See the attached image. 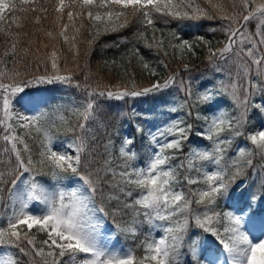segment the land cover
I'll return each mask as SVG.
<instances>
[{"label": "snow or ice", "instance_id": "snow-or-ice-1", "mask_svg": "<svg viewBox=\"0 0 264 264\" xmlns=\"http://www.w3.org/2000/svg\"><path fill=\"white\" fill-rule=\"evenodd\" d=\"M203 4L207 7L199 0H0V33L5 36L0 54V139L10 145L4 148L5 153H10L9 172L7 177L0 174V193L7 191L9 201L5 204L0 196V204L7 209L6 226L0 227V246L18 249L19 254L30 258V264H182L180 248L194 228L215 237L222 246V255H205L207 246L201 250L199 240L192 239L190 264H264V238L255 240L252 235L259 232L264 237V196L259 197L258 205L254 195L251 199L243 197V193L235 199L230 195L236 177L253 166L252 157L258 155L264 160V126L256 131L247 127L250 111L258 109L264 114V103L254 99L256 94H264V0H232V11L220 0H203ZM29 18L48 39H62L74 56L79 55L76 39L81 29L94 32L88 41L91 45L103 34L138 25L133 39L142 40L144 47L157 56L172 55L183 62L189 54L195 56L196 47L203 45L208 47L207 59L216 73L223 74L226 69L220 65L232 61L243 70L247 83L241 94L229 73L228 82L221 79L216 85L194 92L193 78H181L180 90L185 99L180 107L186 112L155 132L149 131L152 149L148 159L136 163V153L131 151L135 137L126 136L119 148L123 163L116 164L110 158L100 163L89 158L95 154L92 145L96 138L88 122L101 111L96 98L125 100L161 94L176 83L181 73L161 78L159 66L167 69L168 62L161 59L153 65L140 48L133 47L125 69L130 86L117 85L116 90H110L104 85V90H99L101 85L97 84L93 88L88 76L81 83L67 70L61 74L60 53L54 45L50 53L39 55L40 47L48 45L30 40L23 31ZM50 18L53 27L46 30L43 25ZM200 20L224 22L219 29H209L224 33L226 41L222 47L211 48L209 41L199 35L194 40L186 39L176 28L167 33L166 43L164 31L158 27L161 21L165 25L176 22L179 27L185 21ZM253 21L255 33L248 31ZM148 31L152 33L150 42ZM5 58H10V62ZM132 58L148 76L157 79L139 86ZM40 61L50 64L52 74L45 72L29 79L28 73L20 71L19 65L27 68ZM182 67L184 72L191 71L187 63H182ZM240 78L238 71L236 80ZM57 82L86 94L79 106L71 108L77 117L75 124L60 118L63 141L61 126L50 113L25 114L13 107L17 94L33 84ZM224 95L229 97L237 115L231 116L221 108ZM63 110V105L54 109ZM176 111V107L171 108V112ZM186 117H193L192 122ZM201 121L199 130L196 123ZM136 131L143 129L137 125ZM196 137L211 142V149L193 146L185 151L186 145L199 143ZM241 137L251 147L233 148ZM230 150L236 153L232 157L236 172L231 176L225 168ZM173 153L183 156L175 166L172 161L178 157ZM105 154L111 156L107 145ZM209 165L213 170H208ZM178 169H183V174ZM253 173L256 174L255 168ZM242 184L243 181L239 187ZM192 185L200 187L193 189ZM221 201H227L222 209ZM109 220L125 236L135 237L144 224L162 230L163 236L153 238L149 233L141 241L138 247H143V257L135 255L133 249L114 250L102 231ZM34 233H43L45 238L38 241ZM2 264H20V260L9 253Z\"/></svg>", "mask_w": 264, "mask_h": 264}, {"label": "trees", "instance_id": "trees-1", "mask_svg": "<svg viewBox=\"0 0 264 264\" xmlns=\"http://www.w3.org/2000/svg\"><path fill=\"white\" fill-rule=\"evenodd\" d=\"M199 2H201L204 7H207L206 4H203V0H199ZM220 2L223 3L225 8H227L229 11H232V0H220ZM19 15H23V13H20ZM223 23V21L209 20L185 21L183 24L177 27L176 22L165 25L161 21L158 24V27L164 31L166 43L167 33L173 28H176L184 38L189 40H194L197 35L203 36L207 41H209V46L215 49L223 45L226 37L222 31L217 30L212 32L209 31V29H219ZM78 24L79 22H77V26ZM43 27L46 30L53 27L51 18L44 22ZM138 27V25H133L118 32H109L103 34L99 36V38H97L91 45H89L88 41L93 39L94 32L87 28L81 29V34L77 36L76 39V45L79 49V55L77 56L73 55V51L70 50L69 45L65 44L62 39L59 41L50 40L44 35L43 31H38L37 28L31 23L30 18L25 22L23 31L29 34L30 40L35 41L36 43H40L42 41L44 44L48 45L47 48H44L43 46L40 47L39 55L41 57H44L46 53H50L53 50V45L55 46L56 50H58L60 53L61 74H64L65 70H67L68 72L73 73L75 79L79 80L81 83L84 82V77L88 76L89 83L93 88H95L97 84L101 85L99 90H104V85H107L110 90H116L117 85L123 87L127 84L130 86V84H128V76L125 75V69L129 66V59L132 57L130 50L133 47L140 48L145 59L153 65H157L161 59H165L168 62L169 68L167 69H165L162 65L159 66L161 78L178 71L181 73V76H178V78H184L187 75L194 74L200 77V82L197 83V87L193 88L194 92L197 90L203 91L205 87H210L217 84L216 81L219 79V76H216L217 73H213L212 70L207 72V75L212 74L213 77L209 75L208 78H202L203 71L208 70L210 66V63L207 59L209 55L208 47L203 45L197 46L196 55L191 56L189 54L185 57L183 62L180 59H174L172 55H169V57H163L162 55L157 56L153 50H149L144 47V42L142 40L136 41L133 39V34L137 31ZM250 28L253 31V27L250 26ZM71 35L72 32L69 31V36L71 37ZM151 35V31L146 33L149 42ZM159 35L160 34L157 33L158 37ZM4 40V34L0 33V54L3 52ZM129 41H131V43ZM33 50H35V46ZM5 59H8L10 62V58ZM113 61H115V64H113ZM182 63L189 64L191 71L184 72ZM131 66L132 69H135L134 75L139 86H146L150 80L157 79V77L148 76L147 73L144 72L139 66V62L135 58L131 59ZM19 68L22 74H29L27 77L29 79H31L34 75H40L45 72L52 74L50 64L45 65L43 61L32 62L27 68L21 64L19 65ZM129 73L131 74V69H129ZM30 87H33V85ZM70 87L74 97L79 99L85 97L86 94L80 89H76L74 86ZM96 99L101 106V111L96 113V120L103 123L101 128L95 129V133L93 131V134L96 138V143L92 145V148L95 150V154L89 158L94 161H99L100 163L103 162V159L110 158L114 163L122 164L123 160L119 156V148L121 143L126 136H134L135 144L132 146L131 151L136 153V163L138 165L142 164L148 159L152 149V144L150 143L151 138L148 136L149 131H152L154 127L163 125V123L168 119L171 120L176 117L184 116L186 112V109L180 107L183 104L181 103L182 101L175 102L173 100V95L166 91L161 94L149 95L148 97L135 98L132 100L126 98L124 101L108 100L104 97ZM254 99L257 103H264V94H256ZM222 100V109L227 111L231 116L238 114L227 95H224ZM46 104H44L43 110L48 112L49 107H47L48 105ZM117 106L118 108H122L119 112L117 111L118 108L116 109ZM172 107L177 108L175 113L171 112ZM120 112H122V116L119 117L118 115ZM248 116L250 123L247 127L249 130L256 131L261 126H264V114H261L258 109L250 111ZM186 119L189 123H191L193 117H186ZM137 125L143 129L142 132L136 131ZM201 125L202 121L197 122V129L202 130ZM17 131L22 133L24 130L17 129ZM60 132L62 133L60 134V138L64 137L62 125L60 127ZM2 135L3 129H0V136ZM33 135H35V133H33ZM69 136H71V134H69ZM196 140H198L199 143L195 145H186L185 151L193 146L201 149L211 146V142L206 139L196 137ZM241 140H244V138H237V140L234 142L233 148H236V145ZM29 143H31V141H29ZM96 144H99V146ZM106 145L108 146V152L111 153L110 157L105 154ZM5 147H7V145L2 139H0V169L3 168L4 170L5 168H9L7 164L10 159V153L4 152ZM233 152L234 151L231 150L229 151L225 161V168L228 169L229 176L236 172V168L232 166ZM173 155L178 157V159L172 161V164L175 166L181 162L183 156L180 153H173ZM6 158L8 160L4 163ZM11 159L14 160V157H11ZM252 160L253 166L251 168H246L243 175L236 177L232 188H230V195L232 199L241 197V193H243V197L248 199H251V196L254 195L257 197V204L259 205V197L264 196V187H261L262 182H264V160H262L258 155L252 157ZM253 168H255L256 174L253 173ZM183 171V169H178V172L181 174H183ZM7 173H5V177H7ZM192 175L195 176L196 173L193 172ZM45 179L51 183L49 178ZM241 181H243V184L239 187ZM0 186H3V181H0ZM191 187L195 189L200 187V185H192ZM185 191H187V187H185ZM0 196L3 197L5 204L9 202L7 191L0 193ZM226 202L227 201L220 202L221 209ZM115 203L116 202L113 201V205H115ZM261 203L264 204V201ZM193 207L195 208L196 206L193 205ZM261 211L264 212V207L261 208ZM6 213L7 209L3 206V204H0V227L6 226ZM117 219L120 218L118 217ZM141 219H143V217H141ZM107 224L114 227V225L111 223V220H109ZM149 233L152 237H154L148 224H144L135 237H132L131 235L125 236L116 230L117 237L120 239L122 246L127 249H133L135 251V255L138 257H143L145 255L143 247H138V245H140L141 241L145 240ZM193 233H195V235H193ZM34 234L36 235L38 241L45 238V234L43 233ZM192 239L199 240L201 250L207 246L208 250L213 249V251L217 254H220L222 251V246L218 244V242L215 240V237H212L210 233H204L200 229H190L188 235L185 237L183 246L180 248L182 264H190L191 262L189 244L191 243ZM45 250L47 251V249ZM10 251L12 252L14 259L19 258L20 264H30V258L19 254L18 249L10 248Z\"/></svg>", "mask_w": 264, "mask_h": 264}, {"label": "rangeland", "instance_id": "rangeland-1", "mask_svg": "<svg viewBox=\"0 0 264 264\" xmlns=\"http://www.w3.org/2000/svg\"><path fill=\"white\" fill-rule=\"evenodd\" d=\"M253 27V31L250 28ZM248 31L251 33H255L256 31V22L253 21L249 24L248 26ZM226 41V40H225ZM223 46V45H222ZM221 46V47H222ZM221 67L225 68L226 71L223 74L217 73L213 68V65L210 64L208 70L203 71L202 78H208L209 75L213 77L212 74L207 75L209 71L212 70L213 73L216 74V76H219V79L216 81V83H218L219 80L223 79L225 80V82H228V77H229V73L232 76V79L234 82L237 83V85L240 87L241 89V94L243 92V86H246V79L243 77V70L238 68V65L233 63L232 61H229L227 64H221ZM240 71L241 72V78L239 80H236V73ZM191 74V75H187L185 76L183 79H185L187 81V78L189 76H191L192 79V84H193V88L197 87V83L200 82V77ZM180 79L181 77H177L176 79V83L172 86H170L169 89L165 90L166 92H168L169 94L173 95V100L176 102H181L183 103L184 99H185V94L180 90ZM255 79V77H254ZM71 87L67 84H63V83H54V84H33V87H28L24 90L23 93H18L17 96L14 98V100L16 101L14 103V111L20 112V113H25V114H35L37 112L40 111H44L43 107L44 104L48 105V112H50V114L52 115V118L55 120L56 124L61 126L62 125V120L60 119L61 117L64 118V120H67L70 124H75L77 122V117L72 113L71 108L73 106H79L80 102L84 99V98H77L74 97L72 92H71ZM202 91V90H200ZM130 100H132L133 98H129ZM119 101V100H118ZM124 101V100H122ZM63 105L65 107V110L63 111H54V109L57 108V106ZM118 108V106L116 107V109ZM122 108H118L117 111L119 112ZM119 117L122 116V112L119 113L118 115ZM97 118H95V120L93 121H89L88 122V126L91 129V132L93 134V131L95 133V129H99L102 127V123L100 121L96 120ZM169 121L166 120L163 124L167 123ZM162 126V125H161ZM161 126H157L154 127L152 129V132H155L156 129L160 128ZM262 127V126H261ZM60 134H62L60 132ZM71 136H68V139H71ZM171 138V137H169ZM61 141L65 140V137L60 138ZM122 144V143H121ZM97 146H99V144H96ZM248 146L251 147V145L249 144V142H247L246 140H241L238 142V144L236 145V147L238 146ZM7 147H10V145H7ZM211 146H207L205 149H211ZM236 155L235 151L233 152L232 156L234 157ZM8 159L6 158L4 160V163L7 161ZM8 165V164H7ZM6 165V166H7ZM5 166V167H6ZM9 170V168H5V170L2 168L0 169V174L5 175V173H7ZM208 170L211 171L213 170V167L211 165L208 166ZM157 224H159L160 222L157 221ZM150 228V227H149ZM194 229V228H193ZM197 230V229H194ZM102 231L104 232V234L106 236H108L110 238V247L112 249H120V250H127V248H124L120 242V239L117 237L116 234V229L115 227L109 226L106 222L104 229H102ZM150 231L152 232V235H154L153 238H159L161 236H163V232L160 229H151ZM253 238L255 240H258L259 238H264L260 236L259 232L253 233ZM12 252L10 251V248H5L4 246H0V264H2V261L6 258V256ZM205 255H211V254H215L217 256H221V254H216L211 250H208L207 252L204 253ZM83 255V254H81Z\"/></svg>", "mask_w": 264, "mask_h": 264}]
</instances>
